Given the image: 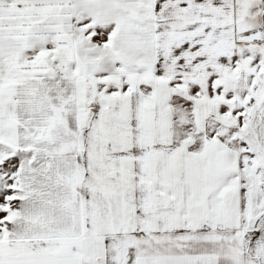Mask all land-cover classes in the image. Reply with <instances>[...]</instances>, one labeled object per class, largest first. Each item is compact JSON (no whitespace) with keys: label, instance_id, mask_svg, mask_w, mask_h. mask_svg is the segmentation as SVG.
<instances>
[{"label":"snow or ice","instance_id":"6c2138e0","mask_svg":"<svg viewBox=\"0 0 264 264\" xmlns=\"http://www.w3.org/2000/svg\"><path fill=\"white\" fill-rule=\"evenodd\" d=\"M0 264H264V0H0Z\"/></svg>","mask_w":264,"mask_h":264}]
</instances>
